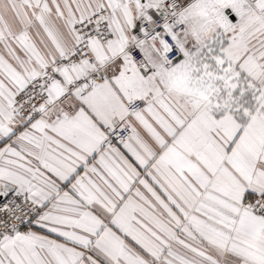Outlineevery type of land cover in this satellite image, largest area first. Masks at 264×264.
Instances as JSON below:
<instances>
[{
    "label": "snow or ice",
    "instance_id": "1",
    "mask_svg": "<svg viewBox=\"0 0 264 264\" xmlns=\"http://www.w3.org/2000/svg\"><path fill=\"white\" fill-rule=\"evenodd\" d=\"M0 264H264V0H0Z\"/></svg>",
    "mask_w": 264,
    "mask_h": 264
}]
</instances>
